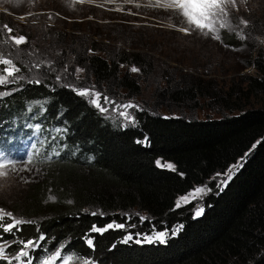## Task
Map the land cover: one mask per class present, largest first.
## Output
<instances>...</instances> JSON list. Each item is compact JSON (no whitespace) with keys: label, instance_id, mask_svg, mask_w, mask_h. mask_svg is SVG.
<instances>
[{"label":"trees","instance_id":"1","mask_svg":"<svg viewBox=\"0 0 264 264\" xmlns=\"http://www.w3.org/2000/svg\"><path fill=\"white\" fill-rule=\"evenodd\" d=\"M4 24L0 14L1 30L8 35ZM222 35L228 36L225 42L236 43L225 31ZM129 56L149 64L137 52L109 57L93 53L87 60L101 84L116 80ZM18 64L20 70L30 69ZM245 66H254L256 72L245 76L239 98L261 97L262 106L242 109L237 97H231L235 87L221 94L201 82L175 84L167 90L171 100L192 101L198 93L209 94L231 112L188 118L137 109L134 123L128 125L105 116L91 99L77 94L79 89L51 79L54 84L22 77L19 82L16 77L0 85V133L18 121L20 131L25 129L26 137L33 136L48 151L37 155L48 168L43 180L17 186L13 192L0 191V208L27 222L18 231H0V246L9 257L0 264L12 263L10 258L20 250L14 241L19 240L38 242L40 247L30 250L34 261L63 247L98 264H264L263 52L256 58L251 54ZM121 76L123 89L139 91L134 75ZM235 109L239 112L233 113ZM59 134L62 137L54 140ZM58 144L63 145L54 147ZM244 156L230 181L207 197L200 215L193 213L191 204L176 207L179 196ZM158 159L174 167L160 166ZM135 211L145 218L131 214ZM134 219L147 231L179 229L165 241L139 243L126 239L127 230L121 228L92 231L93 226ZM89 238L93 247L86 243Z\"/></svg>","mask_w":264,"mask_h":264},{"label":"rangeland","instance_id":"2","mask_svg":"<svg viewBox=\"0 0 264 264\" xmlns=\"http://www.w3.org/2000/svg\"><path fill=\"white\" fill-rule=\"evenodd\" d=\"M155 4L156 0H0V14L8 33L3 34L0 27V54L12 59L19 69L18 63L30 68L16 74L19 82L21 77L45 80L50 84L68 85L79 91L89 89L107 96L117 107L111 103L104 104L101 99V104L108 109L102 113L123 125L134 123L137 109L188 118L221 117L231 112L209 94L198 93L197 99L192 101L171 100L167 90L175 84L186 87L201 82L207 88L221 91V94L235 87L237 92L231 97H237L235 100L242 104V109L262 106V98L258 96L249 101L240 99L239 88L244 87L246 75L256 72L254 66H245L246 60L251 54L256 58L258 51L263 52L264 58V0H236V7L231 9L234 30H222L220 40L198 30L180 31L179 28L186 26L182 18L172 10L155 7ZM8 28L12 29L13 36H24L26 42L15 45ZM223 31L235 38L234 45L225 42L228 36L224 39ZM117 52H137L146 57L149 64H143L140 58L136 62L129 56L128 64L121 65L120 76L116 80L106 79L98 84L87 60L88 55L97 53L109 57ZM122 74L134 75L140 83L139 91L123 89L120 86ZM129 103L135 107H118ZM121 111L130 114L131 119L121 116ZM232 112L237 113L239 109ZM17 125L19 127L14 129ZM34 125L39 131L40 126ZM21 127L17 121L10 131L0 133V159L13 162L0 170L7 173L0 176V191L7 189L13 192L17 186L41 181L47 174V165L37 156L48 153L44 150L47 147L36 144L33 136L26 139ZM61 137V134L53 135L54 140ZM59 145L63 144L54 147ZM246 156L225 172L212 175L203 184L179 196L176 207L191 204L193 213L200 215L207 197L230 181ZM157 164L174 167L173 163L162 159H158ZM131 214L139 216L138 219L145 218L136 211ZM138 219L130 220L128 224L114 223L124 227L113 228L127 230L126 239L131 237L139 242L165 241L179 229L147 231L137 226ZM88 260L98 264L97 260ZM10 261L11 264H21L12 257Z\"/></svg>","mask_w":264,"mask_h":264},{"label":"snow or ice","instance_id":"3","mask_svg":"<svg viewBox=\"0 0 264 264\" xmlns=\"http://www.w3.org/2000/svg\"><path fill=\"white\" fill-rule=\"evenodd\" d=\"M154 6L172 10L174 14L182 18V23H184L186 26L179 28V30L185 33L198 30L203 35H212L213 38L220 40V33L222 30H234L232 26L231 9L236 7V0H156V4ZM241 23L247 24V21L241 20ZM5 27L7 28L6 25ZM7 30L8 32H12L11 28H8ZM11 39L16 45L26 42L24 36H12ZM19 71L20 69L15 66L12 59L5 58L3 54H0V85H6L10 81H14L16 74ZM133 71H136V69H133ZM2 94L3 93H0V95ZM77 94L91 97L90 102L101 112L108 110L101 104V99L103 100L104 104L111 103L114 107H117L114 101H110L107 96H102V94L99 92H93L89 89H84L78 91ZM118 107L121 109L134 108L135 105L129 103L119 105ZM120 115L131 119L130 114L126 112L121 111ZM12 163L13 162L11 160L0 159V170L4 169L6 165ZM29 163H31V161H29ZM169 167H171V165H169ZM5 175H7L6 172L0 171V176ZM195 191L199 192L201 189H196ZM177 206H179V204H177ZM7 218H12V220L6 224L0 223V231L9 233L13 230L18 231L19 225L27 223L22 219L14 218L13 213L5 212L4 209L0 208V221L7 220ZM112 227L122 228L124 225L109 224L102 228L93 226L92 231L104 232ZM160 236L162 237L163 233H161ZM130 238L131 237H129V239ZM44 239V236L38 237V240ZM14 242L20 244V250L17 254L12 256V259L21 261V264H34V258L30 254V250L32 253H34L35 250L40 247L38 242L33 240H19ZM137 242L139 243V241ZM86 243L89 247H93V241L90 238L86 241ZM0 259H9L3 246H0ZM36 260L38 261V264H92V262L86 257H82L76 252L68 253L63 247L59 248L55 252L46 251L43 256L37 257Z\"/></svg>","mask_w":264,"mask_h":264},{"label":"bare ground","instance_id":"4","mask_svg":"<svg viewBox=\"0 0 264 264\" xmlns=\"http://www.w3.org/2000/svg\"><path fill=\"white\" fill-rule=\"evenodd\" d=\"M14 125V124H13ZM13 125H12V127H13ZM12 127H10V128H12ZM24 134H26V131H25V129H24Z\"/></svg>","mask_w":264,"mask_h":264}]
</instances>
